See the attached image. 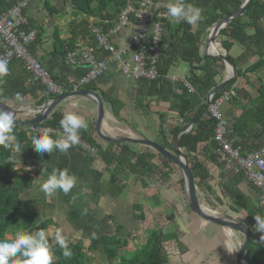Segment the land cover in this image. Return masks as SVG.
Instances as JSON below:
<instances>
[{"label":"crops","instance_id":"1","mask_svg":"<svg viewBox=\"0 0 264 264\" xmlns=\"http://www.w3.org/2000/svg\"><path fill=\"white\" fill-rule=\"evenodd\" d=\"M15 1L19 0H0V13ZM26 1L28 2V9L25 11L26 18L33 26L41 29L42 38L41 43H37L29 51L31 56L40 63L50 76L57 77L61 83L65 81L67 85L72 84L86 73V68L66 65L65 58L60 57L54 51L55 35H58L61 40L71 37L69 23L72 21V17L69 15L68 6L65 4L66 0ZM47 2L50 7L56 10V13L49 14L48 7H46ZM166 2L167 0H154V10L165 9L164 5ZM169 25L170 29L176 33L171 35L167 30L163 29V36L168 40L165 43L164 49H168L167 53L169 51L174 53L170 57L172 63L169 64L165 76L175 77L181 81L170 83L165 80V83L167 82L168 84L163 85H165L164 88L167 90H162V87L158 85L156 96H152L151 98L146 95L148 90L145 86H142L140 81L127 80L119 72V68L116 65H109L107 73L84 88V90L96 94L102 103L103 118L99 125L101 134L114 140H147L173 153L172 146L177 137L172 141V132L177 127H180L182 131L195 116L184 125L182 117L190 115L192 111L198 110L206 103L207 95L230 76L229 65L221 59L222 57H229L232 62H228L235 71H239L240 75L228 92L230 99L220 105L222 116L228 123V137L233 146L240 148L242 152H249L259 148L264 149V129L262 128L261 119L255 115L257 108L256 102H254L260 83L264 84V68H258L255 71L249 70L257 61L254 53L244 50L241 44L233 40H229L232 45L229 46V50H225L222 42L227 43L228 38L221 36L220 33L207 49L208 35L213 26L204 29L197 24L189 25L187 29L185 26L181 27L180 23H175L174 21L169 22ZM184 25L188 24L185 23ZM90 27H93V25ZM131 30L133 31L129 34ZM184 34L187 36L190 34L197 36L196 44L198 48L196 50L199 62L194 60L196 56H192L190 61L180 58L179 54L186 53ZM135 35V26L129 24L110 38L114 46L122 48ZM84 41L85 39H78L75 45ZM169 44L170 47H168ZM190 51L191 49H188L189 55ZM96 56L101 60L107 59V55L102 52H97ZM209 60H215V62L210 63ZM21 68L20 63H13L9 66L8 76L11 82L16 81L18 83V79L25 77L26 73H23ZM207 69H209L208 72H206ZM180 70L183 73L182 75L179 74ZM213 72L216 75L211 81H208L206 77L208 74L212 75ZM28 76L26 74L27 80ZM204 78L208 81L205 86L202 84ZM3 81L4 79L0 81V103L6 105L8 109H11L15 113L17 121H30L41 114V108L48 102L45 101L40 107L37 105L42 96L41 91L32 92L28 90L29 92H25V95L22 96L21 102H14L3 94L2 91L7 86V82ZM26 85H28L27 89L41 86L39 84L30 85L28 83ZM158 87H160V92H162L159 94V98L157 97ZM233 98H236L237 101H234ZM109 100L113 101L117 107L116 116L114 115V105ZM53 111H57L61 118L69 112L82 116L86 120L88 128L81 130L80 136L82 135V131H89L92 143L103 151L109 150L113 155L122 156L121 149L122 147H126L131 151L156 153L155 150L148 146H139L140 144L128 142L112 144L98 137L96 133L97 106L89 97H70L62 101ZM160 117L164 121L163 135L159 134L158 131ZM257 121L259 122L256 123ZM242 122L244 123L241 129H237L234 134L232 126L239 123L242 124ZM41 124H38L37 127H41L39 126ZM245 124H252L249 126V130L246 129ZM32 126L35 125H30V127ZM16 127H19L18 131L26 133L25 140L21 143L24 148V151L20 154L21 166L16 165V169L26 171L33 177L30 187L20 195V199L41 201L43 203L39 209V214L47 222V232L52 226L54 227V231L57 227H62L64 233L69 238L80 240L91 239L113 235L109 232V227L112 230L111 232L116 230L115 225L122 227L123 230L126 221L130 220V217L134 219V215L136 214L134 205L140 206L139 203H142L143 200L140 189L137 187L139 185L136 186L138 181L135 176L126 170H118L115 162L107 168L103 157L100 156V151L88 142V145L96 149L95 156H90L75 146L69 148L67 153H60L54 150L50 154H38L30 145L29 133H32L29 131L30 127ZM149 133L156 134L160 141L154 142L156 140L147 136ZM53 138L55 139L57 136L53 135ZM202 148H204V145L199 146V149ZM157 154L154 163L159 165L161 159ZM202 155L201 157L204 158V155ZM201 160L204 161L203 159ZM204 162L212 176L208 185L215 192L212 195L201 190L203 199L198 198L200 205L211 215L227 219L228 221H235V216H239L240 218H237L236 222L243 223L246 215L242 211L237 213L232 212L229 207L230 200L223 199L221 194L222 185L227 180L222 175H227L228 172L223 170L222 167L219 168L218 166L211 165L209 162ZM53 168H68L69 172L76 176V185L68 194L58 192L53 199L48 200L39 191L37 181L46 179L45 169H47V172H51ZM113 172L116 182L112 185L110 177ZM236 189L251 204L255 201L257 202L259 199L258 192L245 180L238 182ZM179 199L181 201L178 202L177 208L173 209L170 206L174 212L173 216L176 215L174 210L177 209L179 216L183 217V222H193V225L198 228H195L196 230L190 228L189 233L190 235L193 234L190 240L181 239L180 236L181 244L186 248L183 256H190L187 259L188 263L184 264H236V255L244 242L243 236L226 228H218L202 219L200 220V218L195 219L198 217L189 210L188 205L185 210L182 209L183 205L179 203L184 200L181 197ZM262 215H264V208H262ZM143 217L145 219V216ZM176 220L179 222L177 218ZM71 222L73 223L71 224ZM180 226L183 227V224ZM165 228L166 226L164 225L162 228L164 233L176 232L175 228L172 231L170 229L167 231ZM176 228L179 230V227L176 226ZM208 228L211 229L212 233L209 232ZM197 233L207 235L213 242L210 243L207 239L205 241L203 238H196L195 235ZM187 235L189 234L187 233ZM254 235L258 238V235L264 234L254 231ZM256 241L258 242V239ZM209 255L214 256L213 260L209 258Z\"/></svg>","mask_w":264,"mask_h":264},{"label":"trees","instance_id":"2","mask_svg":"<svg viewBox=\"0 0 264 264\" xmlns=\"http://www.w3.org/2000/svg\"><path fill=\"white\" fill-rule=\"evenodd\" d=\"M244 1L245 0H186V2L195 4V6L203 9L202 20L198 22V26L203 27L204 29L211 28L221 19L232 15L234 11L239 9ZM17 2L18 1H15L7 9L12 7ZM136 2L137 0H66L65 4L71 9L69 13V15L72 17V21L69 23L71 37L66 40H61L58 35H55V53L60 57L65 58L66 54L75 48V43L78 39H85L84 43L86 47H95V42L93 41L92 35L90 33V26L93 25V27H98L101 29L103 34H106L115 24L120 12L128 5H136ZM46 7H48L49 14L56 13V10L53 7H50L48 2ZM153 22H157V20L153 18ZM129 24L136 26L134 20H130ZM184 24L185 23L181 22L180 26H185L188 29L189 25ZM160 25L162 26V29L167 30L169 34L173 35L176 33L170 29L168 21L161 22ZM26 30H31L35 33V41L29 47V51H31V48L35 47L37 43H41L42 41L40 32L41 29L39 27L33 26L28 20V26L26 27ZM249 31H251V33H249ZM220 35L228 38L227 43L222 42V46L225 50H229V46L232 45L229 40H233L234 42L241 44L244 50L254 53V55L257 57V61L249 68V70L255 71L258 68H264V0H253L244 15L228 23L227 26L220 31ZM183 38H185L184 47L186 49V53L182 55L179 54L180 58L190 61L192 56H196V59L194 60L199 62L200 60L196 50L198 48L196 44L197 36H192L191 34L187 36L184 34ZM167 41L168 40L163 36L161 40L162 53L159 61V73L162 76L166 75L167 68L169 64L172 63L170 57L174 54L171 53V51L167 53L168 49H164L165 43H167ZM168 47H170V44ZM188 49H191L190 55L188 54ZM183 51L185 50L183 49ZM226 59L227 61L232 62L229 57H226ZM209 62L214 63L215 60H209ZM13 63L19 62L13 61L12 64ZM21 70L28 76V73L23 67ZM208 71L209 69L206 70V72ZM235 72L237 74L236 77L230 83H228V85L223 90L218 92L214 96L213 100L219 98L223 92H229L232 84L240 75L239 71ZM26 74L23 79H18V83L16 81L11 82V79L9 80L8 75L4 77L3 82H7V86L2 91L3 94L8 96V98L14 102H21L15 101L14 97L16 93L24 96L25 92L28 90H31L32 92L41 91L42 96L37 102L39 107L42 106L45 101L47 102L54 98L42 86H36V88L30 87V89H27L28 85H26ZM215 75L216 73L213 72L212 75L208 74L209 77L207 76L206 78L208 81H211ZM51 78L56 84H62L66 92L70 91V85H67L65 81L64 83H61L57 77L51 76ZM207 80L205 78L202 80L203 86L207 84ZM140 82L142 86H145V88L148 90L146 95L151 98L152 96H156V88L158 85H160L163 90L166 89L164 88L165 85L163 84H168L167 82L165 83V78L162 77L156 80V82L152 83H147L146 81ZM160 87H158L157 90L158 98L159 94L162 93L160 92ZM233 100L237 101L236 98H233ZM110 102H112V105H114V115L116 116L117 107L113 101ZM254 102H256L257 108V110H255V115H257V118L261 119L260 121L262 128L264 129V84L262 83H260V86L257 89V97ZM118 107L120 106L118 105ZM206 108L207 107H205V104H203L195 112L192 111L190 115L188 114L182 117L184 125L201 111H204L202 116H200L195 121L192 129L180 137L177 143V148L188 162L189 168L194 178L196 194L202 190L205 193H210L213 195L215 190L208 185V182L211 180L212 176L210 174L209 168L205 166L204 161L209 162L211 165L218 166L219 168L222 166L218 165L213 153L215 147V143L213 141V129L215 123L207 116ZM60 119V114L57 111H53L50 117L39 126L44 128L49 127L52 129H58L61 128L59 124ZM258 122L259 121L256 123ZM163 123L164 121L160 117L158 131L161 135H163ZM243 123L244 122H242V124L239 123L232 126V132L235 134L237 129H241ZM250 125L245 124L244 126L247 130H249ZM18 129L19 127H15L14 131L18 140L20 143H22L25 140L26 133L23 131H18ZM174 130L175 131H173L171 134L172 141H174V139L177 137L181 131V128L177 127ZM81 137L91 146L94 145L90 139L89 131H82ZM200 145H204V148L199 149ZM94 146L98 149V151H100V156L103 157L107 168L110 164L115 162L117 164L118 170H126L131 175L136 177L138 185L141 189L148 187V178L156 177V184H159V193L161 196L163 194H167L165 193L166 190L164 185L167 184V186H171V179L176 173L170 167L172 164L164 157L157 153L152 154L147 151H131L126 147H122L121 149L122 156L116 154L115 156L111 154L109 150L103 151L98 148L97 145ZM202 153L204 158L201 157ZM11 154L12 153L10 150L0 147V239L5 238L7 235H14L17 228H24L25 230L29 231H37L39 229H44L47 231V222L42 220L39 214V209L43 203H41V201L20 199V195L30 187L33 177L26 171L17 170L16 165H13L9 162L8 157ZM156 154L161 159V163L159 165L154 163ZM179 176L181 175H178L176 178V183L179 186L178 193L180 197L183 198V200H186L184 180L183 177ZM222 176L223 178L227 179L223 183L221 189L223 199L230 200L229 207L232 212L237 213L242 211L246 215L243 224L250 231V241L248 249L245 253V261L247 264H264V255H261V250L264 248V242L261 240L260 242H256L257 237L254 235V226L256 222L253 218V216L256 214L262 215L263 207H260L259 199L257 202L255 201L251 204L244 197H242V195L236 189V184H238V182L242 180L247 181L242 170L228 172L227 175L223 174ZM110 178L111 184L113 185L116 182L114 172L111 174ZM118 191L120 192V190ZM156 204H158L157 206H160V203ZM134 210L140 212V207L134 205ZM143 216L144 215L140 213L139 215H136V218L138 220H143ZM168 220H173V214L168 216ZM115 227L116 230L114 231L113 235L91 238L86 252L83 250L84 248L80 239L77 242L69 243V246L73 252V255L70 259L64 258L59 247H55L54 251L56 253V259L54 260L53 264H92L94 261V258L92 257L93 254L99 255L102 264H170L169 262L171 259L176 257L179 258V256L186 252V248L181 244V239L177 235V232L164 233L160 227L151 232L149 238H147L145 243L140 246L139 250L135 251V254L128 256V253L119 252L120 249L126 247L127 241L121 238L119 235L122 227L116 225ZM258 237L259 239L261 238L260 235Z\"/></svg>","mask_w":264,"mask_h":264},{"label":"built area","instance_id":"3","mask_svg":"<svg viewBox=\"0 0 264 264\" xmlns=\"http://www.w3.org/2000/svg\"><path fill=\"white\" fill-rule=\"evenodd\" d=\"M27 9L28 2L20 0L0 13V59L7 60L8 67L13 61L19 62L29 75L27 83L41 85L54 98L84 90L107 73L109 65L112 64L119 68V72L127 80L152 83L162 77L170 83L181 81L159 73L161 40L164 34L160 23L172 20L166 16V8L154 10V0H137L136 5H128L120 12L115 24L106 34L98 27H90L95 47H86L85 43L81 42L75 45L64 59L66 65L70 67L86 68V73L70 84L69 92H66L62 84L53 82L50 74L31 56L29 47L35 41V33L26 30ZM153 18L157 22H153ZM130 20L136 23V35L130 38L124 47L114 46L110 37L129 25ZM97 52L106 54L107 59H98ZM213 98L206 108V114L215 123L213 129L215 159L226 172L242 170L247 181L258 192L260 207L264 208V149L242 152L240 148L234 147L228 137V123L220 110V105L228 101L229 93L223 92L216 100ZM49 102L51 100L47 103ZM39 129L41 127L32 126L29 131L35 134ZM54 130L52 135L58 138L62 129ZM74 146L90 156L96 154V149L88 145L81 136L80 142Z\"/></svg>","mask_w":264,"mask_h":264},{"label":"clouds","instance_id":"4","mask_svg":"<svg viewBox=\"0 0 264 264\" xmlns=\"http://www.w3.org/2000/svg\"><path fill=\"white\" fill-rule=\"evenodd\" d=\"M166 16L175 23L197 25L202 20V11L195 4L186 0H167L165 3ZM130 31L129 34L132 33ZM9 74L8 61L0 59V79ZM15 101H22L23 97L16 93ZM62 133L53 138L54 129L45 127L29 133L30 145L38 154H50L54 150L67 153L68 149L80 142V131L86 130V120L75 113H67L59 121ZM16 116L13 111L0 108V147L11 151L8 160L11 164L21 166L20 154L24 151L15 134ZM46 179L37 181V187L44 196L51 200L58 192L68 194L76 185V176L68 168H53L51 172L45 169ZM235 216V214H233ZM239 216H235L236 222ZM254 229L264 234V215L256 214ZM44 219L43 217L41 218ZM264 235L261 241L264 242ZM69 237L62 227H57L49 238L44 229L29 231L17 228L14 235L0 239V264H53L56 259L55 247H59L64 258L70 259L73 255L69 246Z\"/></svg>","mask_w":264,"mask_h":264},{"label":"water","instance_id":"5","mask_svg":"<svg viewBox=\"0 0 264 264\" xmlns=\"http://www.w3.org/2000/svg\"><path fill=\"white\" fill-rule=\"evenodd\" d=\"M252 1L253 0H245L244 3L239 7V9L234 11L232 13V15L221 19L210 29L208 39H207V43H206L207 49L213 43L215 38L219 36L220 31L223 30L227 26L228 23H230L231 21H233V20L244 15V13L246 12L247 8L249 7V5L251 4ZM221 59L229 65L230 76L221 85L216 87L214 90H212L207 95L205 107H207L209 105L211 98H213L218 92L223 90L228 85V83H230L232 81V79L234 77H236V72L232 68V65L227 61V59L225 57H222ZM70 97H89V99H91L96 104V106H97L96 133H97L98 137H100L103 141H105L107 143H112V144L120 143V142H128V143H132V144H140V145L151 147L160 156L164 157L170 163L177 166L183 175L184 188H185V193H186V197H187V205H188L189 210L194 215H196L198 218L202 219L205 222L213 224L217 227L226 228V229H229L231 231L240 233L244 238V242H243L241 248L239 249V251L236 255V264H247L245 261V253H246L248 246H249L250 231L248 230V228L243 223H241V222H235L234 223V221H230V220L228 221L227 219L211 215L200 205L199 200L197 198V194H196L194 178H193L192 172L189 168L188 162H187L186 158L182 155V153L177 148V143H178L179 138L184 133H187L192 129L193 125L195 124V121L200 116H202L204 111H201L199 114H197V116H195L186 125V127H184L182 129V131L179 133V135L177 136V138L174 141L173 146H172L173 153H170V152L162 149L158 145L153 144L152 142L147 141V140H130V139H116V140H114V139H110V138L105 137L103 134H101L100 128H99V125H100L102 118H103L102 103L96 94H94L90 91H87V90H82V91H79L76 93H66V94H63L59 97H56L51 102L43 105V107L41 108V114L37 118L30 120V121H26V122H19L16 120V126H30V125L41 124L43 121H45L49 117V115L52 113V111L62 101L66 100ZM0 108L11 111V109H8V107L2 103H0Z\"/></svg>","mask_w":264,"mask_h":264},{"label":"rangeland","instance_id":"6","mask_svg":"<svg viewBox=\"0 0 264 264\" xmlns=\"http://www.w3.org/2000/svg\"><path fill=\"white\" fill-rule=\"evenodd\" d=\"M68 11L69 12L71 11L69 6H68ZM249 33H251V31H249ZM215 39H217V37ZM179 74L180 75L183 74L181 72V70H180ZM147 136L152 137V139L156 140L154 142H157V140H158V142L160 141L159 138L154 133H149ZM139 146H141V145H139ZM170 167L174 170V172L176 174L171 179V183H172L171 186H167V184L164 185L165 190L166 191L168 190L167 192L165 191V193H167V194H163L161 196V194L159 193L160 192V191H158V185L159 184L158 183L156 184V182H157L156 177H151V178L147 179L148 187L145 189H143V188L141 189L140 186H137L138 184H136L138 189H140L142 199H143L142 203H139L140 204V206H139L140 212H142L144 214L145 219H143L141 221H136L138 219L135 217V215L140 214L139 211H136V214L134 215V219H132L130 217V220L126 221L125 227H124L125 229L123 228V230L120 232L119 235L121 238H123L127 241V245H126V247L119 250L120 253H128V256L135 254V251L139 250L140 246H142L145 243L146 239L149 238L151 232L153 230L157 229L158 227L163 228L164 225L166 226L165 229H167V231H169V229L172 231L175 228L176 232L178 233L177 235L179 236V238L181 236V239H184V240L189 239L190 240L191 236H193V234L190 235L189 230H190V228H192V230H196L195 228H197V227H195L193 225V222L192 223L190 221L189 222H187V221L183 222V217L179 216V214H178L179 212L177 213V211H178L177 209L174 210L176 212V215L173 216V220H171V221L168 220L169 214L174 213L173 209L177 208L178 202L181 201L179 199V197H180V195L178 193L179 192V186L176 183V178L178 175H181L179 177H183L182 173L180 172V170L177 166L172 164ZM197 189H198V187H197ZM185 197H186V195H185ZM198 198L203 199L201 192L198 193ZM186 199H187V197H186ZM132 202H134V200H132ZM156 203H160L161 206L157 207L158 204H156ZM179 204L183 205L182 209L185 210L187 208L186 207L187 206V200H184L183 202H181ZM170 206L173 207V209H171ZM175 217L179 220V222H177ZM195 219H199V218H195ZM72 223L73 222H71V224ZM181 224H183V227L180 226ZM176 226L179 227V230L176 228ZM193 226H194V228H193ZM209 226L214 228L211 225H209ZM109 229H110L109 232L111 234H114V231L111 232L112 230L110 227H109ZM48 232H49L48 234L51 238L52 234L54 233V227L53 226L50 227L48 229ZM209 232H211V229H209ZM187 233L189 235H187ZM7 236H9V235H7ZM195 236H196V238H203L205 241L207 239L208 241H210V243L213 242L211 240V238H209L207 235H205L203 233H197V235H195ZM257 239H258V242H260L261 239H259V237ZM78 240L79 239L70 238L69 243L77 242ZM81 240H82L81 242H82V245L84 248L83 250H84V252H86L87 246L89 245V242H90V239H81ZM261 255H264V248L261 250ZM210 256L211 255H209V258H211V260H213L214 256L213 257L212 256L210 257ZM92 257L94 258V261L92 262V264H102V261H101V258L99 257V255L93 254ZM188 258H190V256H183V254H182L181 256H179V258L176 257L174 259H171L169 263H171V264L188 263V261H187ZM178 259H179V263H178Z\"/></svg>","mask_w":264,"mask_h":264},{"label":"bare ground","instance_id":"7","mask_svg":"<svg viewBox=\"0 0 264 264\" xmlns=\"http://www.w3.org/2000/svg\"><path fill=\"white\" fill-rule=\"evenodd\" d=\"M201 220V219H200Z\"/></svg>","mask_w":264,"mask_h":264}]
</instances>
